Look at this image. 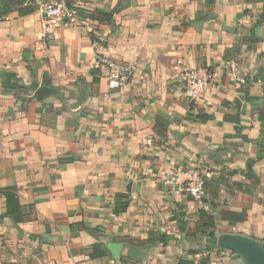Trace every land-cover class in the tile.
I'll list each match as a JSON object with an SVG mask.
<instances>
[{"label": "crops", "instance_id": "1", "mask_svg": "<svg viewBox=\"0 0 264 264\" xmlns=\"http://www.w3.org/2000/svg\"><path fill=\"white\" fill-rule=\"evenodd\" d=\"M77 3V23L50 40L38 10L0 18V75L55 91L39 101L0 80V190L16 187L23 213L15 224L0 192V264H246L216 246L225 233L264 242V0ZM100 54L135 67L122 88L109 89ZM199 67L213 75L194 101L184 74ZM199 110L213 119L199 123ZM190 167L202 203L167 184ZM97 243L107 255L93 259Z\"/></svg>", "mask_w": 264, "mask_h": 264}, {"label": "built area", "instance_id": "2", "mask_svg": "<svg viewBox=\"0 0 264 264\" xmlns=\"http://www.w3.org/2000/svg\"><path fill=\"white\" fill-rule=\"evenodd\" d=\"M80 5L77 2L69 3L67 0H53L41 5L38 9L41 16V38L50 40L57 29L72 26L77 23L80 14ZM98 45V43H95ZM98 67L107 70L108 87L110 90H117L129 81L133 76L135 67L129 64H120L109 59L104 54L97 56ZM230 76L235 83L245 84L244 76L239 73L237 61L228 63ZM212 71L209 68L199 67L189 70L184 74L185 94L190 100L197 101L203 97L204 91L212 78ZM171 187H178L196 201L202 203L205 192V179L200 171L190 167L180 168L167 179Z\"/></svg>", "mask_w": 264, "mask_h": 264}, {"label": "trees", "instance_id": "3", "mask_svg": "<svg viewBox=\"0 0 264 264\" xmlns=\"http://www.w3.org/2000/svg\"><path fill=\"white\" fill-rule=\"evenodd\" d=\"M39 0H0V18H5L10 13L18 11L22 15H28L39 9L38 2ZM70 4L77 2V0H67ZM264 8V7H263ZM114 12H103V11H95L94 17L100 23H112L114 18ZM264 21V20H263ZM255 42L254 38H245L242 43L237 46L231 48V50H227L225 54H228L230 51H234L232 55L236 53L239 54L242 47L248 43ZM231 55V54H230ZM231 55V56H232ZM0 80L2 82V89L4 92L17 91L20 93H24L26 95H33L35 91L38 89V85L35 83H30L29 85L22 84L21 78L16 74H4L0 75ZM195 119L199 123H207L211 121L213 117L211 115L206 114L204 111L199 110L195 116ZM239 123V122H238ZM237 131H240V128L236 127ZM261 159L262 157L259 155L257 157ZM2 195L5 197L6 206H7V216L10 217L15 224H19L23 222V213L21 204L18 198V189L16 187H7L0 190ZM237 221H244L243 216H239ZM209 226L213 229L212 236H215L216 228L214 226V221L211 217H208ZM166 236H162L161 239ZM164 246L168 244V241L161 242ZM216 244V242H215ZM217 250H223L216 246ZM89 255L93 259L102 258L107 255V250L105 249L102 243H97L92 245L88 249ZM199 252H195L194 254H198ZM179 264H194V262H187L184 260H180ZM199 264H210L208 259H202Z\"/></svg>", "mask_w": 264, "mask_h": 264}, {"label": "water", "instance_id": "4", "mask_svg": "<svg viewBox=\"0 0 264 264\" xmlns=\"http://www.w3.org/2000/svg\"><path fill=\"white\" fill-rule=\"evenodd\" d=\"M233 31L231 28H226ZM55 91L52 87L43 85L34 94L35 99L43 101L53 96ZM252 165H248L251 170ZM217 246L237 253L246 264H264V242L238 234H222L217 241ZM123 244H111L109 249L115 257L120 256Z\"/></svg>", "mask_w": 264, "mask_h": 264}]
</instances>
